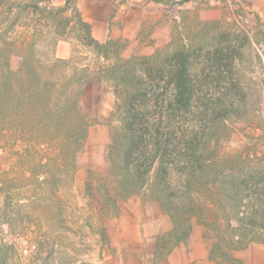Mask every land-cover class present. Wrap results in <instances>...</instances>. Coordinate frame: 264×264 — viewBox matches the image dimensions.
Masks as SVG:
<instances>
[{"label": "rangeland", "instance_id": "1", "mask_svg": "<svg viewBox=\"0 0 264 264\" xmlns=\"http://www.w3.org/2000/svg\"><path fill=\"white\" fill-rule=\"evenodd\" d=\"M17 1L21 0H0V75H100L101 67L122 59L114 46L108 51L109 64L95 63V68L100 66L96 70L79 56L60 62L54 50L62 32L68 36L74 29L70 36L76 45L85 47L84 32L77 25L73 8L65 14L69 21L66 26L53 20L44 10L45 4L39 5L43 12L31 13L33 8L23 11L19 7L8 13L9 5ZM187 1L160 0L167 6L165 18L172 24L171 42L154 54L182 46L208 48L222 32L246 33L249 37L245 56L238 65L246 99L239 103L238 115L220 122L216 132L219 138L209 145L203 179L208 185L199 189L192 185L190 189L185 178L176 173L171 178L174 202L190 211L186 216L191 224L187 238L172 246L176 238L169 236L174 223L150 191L116 198L108 156L113 135H118L119 145L124 137L115 110V84L97 81L84 89L83 104L91 125L83 149L76 156L75 180L72 184L67 181L55 198L48 189L44 192L33 186L23 161L15 162L13 155L0 153V169L11 173L7 186L15 188L9 204L0 195V264H161L172 249L191 242L193 235L202 232L218 264H236L227 258L242 262L233 253L247 246L230 250L222 239L230 236V225L238 227L239 219L258 220V226L239 230L245 243L254 237L259 240L255 242L264 244V198L258 199L252 191L233 182L234 177L264 174V25L253 26L247 15L234 17L226 6L220 11L212 4L185 6ZM198 69L196 65L194 71ZM154 175L155 171L147 185L154 181ZM260 188H264V182ZM155 203L161 210L159 221ZM233 236L235 241L240 237ZM166 239H171L169 253L167 247L163 248ZM158 244L162 246L157 257ZM218 244L225 259L213 254ZM153 251L154 256L147 258Z\"/></svg>", "mask_w": 264, "mask_h": 264}, {"label": "trees", "instance_id": "2", "mask_svg": "<svg viewBox=\"0 0 264 264\" xmlns=\"http://www.w3.org/2000/svg\"><path fill=\"white\" fill-rule=\"evenodd\" d=\"M27 1L11 3L8 13L19 7L23 11L33 8L31 13L43 12L39 5L45 4L44 10L54 21L68 26L65 14L73 8L85 46L108 58L111 46L93 39L91 26L75 7L76 0L58 8L50 0H34L33 5L25 4ZM73 32L68 36L62 32L61 37L73 39ZM248 45L246 33L222 32L208 48L182 46L148 57L119 59L101 67L100 75H0V153L13 155L15 162L23 161L33 186L48 189L55 198L67 181L72 184L75 180L76 156L91 125L83 104L85 87L97 81L114 83L115 110L124 137L119 145L118 135H113L108 156L115 196L126 199L142 190L150 191L174 223L169 237L175 235V246L187 238L191 224L186 221L190 211L174 202L171 178L175 173L185 178L190 189L208 185L203 179L209 145L219 138L220 122L238 115L239 103L246 99L238 65ZM196 65L199 69L194 71ZM153 171L155 179L147 185ZM10 178V171L0 169V195L7 204L15 192L7 186ZM237 178H233L234 183L258 199L264 198V188H260L264 174ZM202 224L213 228L210 223ZM258 225L255 219H239L238 227L230 225V236L222 240L230 250L245 248L259 240L251 237L245 243L239 229ZM233 234L240 235L237 241ZM170 241L166 239L163 248ZM161 246H157V257ZM171 248L167 247L168 253ZM213 254L225 259L220 244L215 245ZM227 260L242 264L232 257Z\"/></svg>", "mask_w": 264, "mask_h": 264}, {"label": "crops", "instance_id": "3", "mask_svg": "<svg viewBox=\"0 0 264 264\" xmlns=\"http://www.w3.org/2000/svg\"><path fill=\"white\" fill-rule=\"evenodd\" d=\"M50 1L58 8L64 7L68 0ZM223 6L232 10L234 17L250 16L255 27L264 25V0H225L218 5V10ZM75 7L83 21L91 26L93 39L102 45L118 47L122 59L152 55L171 42L172 24L166 20L167 6L160 0H76ZM77 56L87 61L92 70L100 67L95 68V63L104 66L110 62L109 57L98 56L92 48L76 45L74 39L62 37L58 40L55 58L68 61ZM156 205L159 221L161 210L159 204ZM191 238V242L172 249L161 264H218L211 256V245L203 232ZM233 255L243 264H264V244L251 242ZM153 256L154 251L146 255L147 258Z\"/></svg>", "mask_w": 264, "mask_h": 264}, {"label": "built area", "instance_id": "4", "mask_svg": "<svg viewBox=\"0 0 264 264\" xmlns=\"http://www.w3.org/2000/svg\"><path fill=\"white\" fill-rule=\"evenodd\" d=\"M225 2V0H188L186 3H184L185 6H190V7H197L201 5H221Z\"/></svg>", "mask_w": 264, "mask_h": 264}]
</instances>
